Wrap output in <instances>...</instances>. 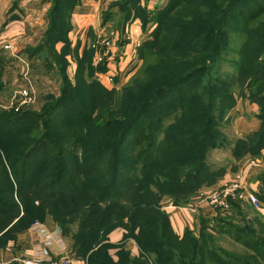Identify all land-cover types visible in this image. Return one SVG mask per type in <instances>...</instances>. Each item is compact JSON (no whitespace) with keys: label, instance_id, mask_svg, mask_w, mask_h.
<instances>
[{"label":"trees","instance_id":"trees-1","mask_svg":"<svg viewBox=\"0 0 264 264\" xmlns=\"http://www.w3.org/2000/svg\"><path fill=\"white\" fill-rule=\"evenodd\" d=\"M64 1H67L66 5L63 4L62 0H53L52 10L50 9L51 13H49L48 43L61 41L60 39L66 43L69 42L67 36L71 29V14L81 0ZM130 1L120 0V3L123 4V10L128 11L129 16L132 15L133 17L135 12L132 13L133 9L129 7V4L133 3L134 8L138 2L137 0ZM186 1L168 0L164 7L156 9L153 15L149 16L150 20L155 23V29L149 37L142 41L137 50L141 60H145V62L148 60L146 52L151 53L160 44L169 20ZM240 2L241 0H227L220 12L222 13L220 24L227 26L230 22L239 20L245 26L252 22H259L261 18H264V1L252 0L253 7L246 10L239 9L235 12L234 9ZM109 14L110 11L104 14L103 24L109 22L107 18ZM256 36L261 37L258 46L263 49L262 53H264V36L261 33ZM95 53L96 50L93 47H85L83 55L78 59L79 76L93 78L94 75L97 77L98 73L107 70L106 60L94 65ZM258 58L257 55L253 57L256 62H258ZM262 60L264 61V58ZM258 63L263 64L264 62ZM156 65H147L146 70L143 69L140 72H143L141 74L143 78L147 77ZM259 68L264 70L263 65ZM59 72L63 80L60 97H52L40 111H24L23 108L15 111L12 108L0 115V233L15 218L18 220L12 227L13 230L31 227L35 219L29 221L30 215H37L43 220L47 215H51L60 225L64 234H72L77 254L83 257L88 256L91 264H259L260 262L264 264V219L256 214L255 223L246 221L244 209L236 200H231V208L236 212L234 218H213L216 225H213L212 229L219 235L228 236L244 246L247 250L241 254L250 255L251 253V255L255 254V257L237 256L238 254L233 253V251L214 245L212 239L216 238L211 233L196 237L193 231H187L182 236L174 231L168 213L160 203L162 197L160 191L162 193L175 192V188L170 185V183L176 182L175 176L157 170L159 167L156 166L162 163L163 167L167 165V168H170V165H183V163L178 162L180 155L175 156V154L170 155L172 157L168 158L167 161L154 158L152 149L155 142L148 128V120H141L139 115L137 116L146 110L147 99L143 98L150 97V92L146 96L138 95L136 97L137 105L134 110L132 109L133 112L136 111V117L131 119L126 126L128 130L131 129L133 132V140L127 147V155L133 161L134 178L139 179L138 174L140 172L144 173V171L152 169L149 174V183H144V188L140 192L135 191L132 200H124L123 197H120L125 192L123 190L113 201L110 199L109 193L104 191L105 189L103 191L90 190L89 181L85 175L83 151L88 147V143L96 145V147L91 148L94 150V153H91L92 158L102 160L109 154V150L115 142L105 140L109 135L86 141L87 125L85 119L92 114L93 105L87 102L82 112L81 105L71 102L69 98L73 91L70 90L73 88L74 82L69 79L61 67ZM94 81L96 83L95 78L85 81V88L88 92L110 95L107 90L97 91V88L94 87ZM98 82L100 83L99 80ZM182 82L181 80L173 83V85L168 83L158 86L151 93L150 103L154 98L175 97L184 86ZM233 83H236L234 77L232 78ZM53 100L56 101L51 105ZM258 101H260L262 108L260 111L262 126L259 130L246 134L238 140V142L247 143L246 146L249 151L245 152L254 157L264 156V97H259ZM50 105L49 112L51 115L55 114V117L49 120L47 132H43L41 119L45 108ZM74 105L77 106L76 113L69 117L68 114L75 108ZM203 113L205 114V111L201 110L200 113L188 116L189 121L192 122L188 126L192 128L194 126L192 124L201 118ZM184 115V120H188L186 112ZM149 120L151 124L154 123L152 118L149 117ZM177 120L179 119L177 118ZM184 125L183 122L179 124L180 127ZM88 129L94 131L93 127ZM127 129L125 130L127 131ZM203 129L202 127L199 130L192 129L191 133H181L174 129L172 140L176 142L193 140L192 147L194 148L201 143L195 142V139ZM99 130L107 131V134H110L116 129L115 127H103ZM126 131H124L125 134ZM218 133L220 134L219 146H221L225 143L223 141H226V137L220 131ZM168 134L170 136L169 132ZM120 139L124 143L125 139ZM100 142L103 144H98ZM210 148L211 146L208 147V150ZM189 153L192 155L193 151L191 150ZM234 154L235 158H241L239 157L241 152L235 150ZM198 156L197 153H194L187 160H191L190 163L194 162ZM228 164L220 166L215 171L212 170L214 177H222ZM115 167L116 164H114V170ZM209 168V162L203 158L190 176L199 175L203 171H210ZM33 174L37 180L33 179ZM190 178L183 175L178 180L184 179L187 183L192 180ZM259 179L262 183L259 196L264 200V172L259 175ZM61 181H64L65 185H60ZM152 185L157 187L156 191L150 188ZM132 186L134 185H130V189ZM65 188L66 190H64ZM187 201L180 203L177 200L173 204H188ZM80 214H82L83 221L81 225L75 228L72 226L74 216ZM43 220L40 221L43 222ZM206 222H208L207 217L201 219V224ZM119 227L125 229L124 238L131 237L136 240L141 251L138 256H132L121 249L117 252L118 258L114 259L109 252L111 246L107 242L109 234ZM246 257H250V260Z\"/></svg>","mask_w":264,"mask_h":264},{"label":"rangeland","instance_id":"rangeland-1","mask_svg":"<svg viewBox=\"0 0 264 264\" xmlns=\"http://www.w3.org/2000/svg\"><path fill=\"white\" fill-rule=\"evenodd\" d=\"M62 1L64 5L67 4V1ZM131 1L134 2L135 0ZM147 1L149 0H137L138 3L134 5V8L132 6L133 3L129 4V7H132V13L133 11L135 12L133 17L140 19L143 28L148 26L150 31L147 37H149L155 29V23L150 20L149 16L153 15L158 6L149 9ZM160 1L158 0L159 3ZM226 2L227 0H187L169 20L160 44L151 53L146 52L148 60L145 62L138 56L141 63L136 65L128 80L119 85L110 86L106 85L98 74L97 77L96 75L93 76L96 79L94 87L97 88V91L107 90L110 92L108 96H105V93L100 95L88 92L85 88V81L93 78L79 76L78 68H76L73 81L71 80L74 82V86L70 91L73 92L70 94L69 99L71 102L81 105V110L85 108L87 102L93 105L94 108L92 114L85 119L87 125L86 141L109 135L105 140L115 142L109 150V154L102 160H97L95 157L92 158L93 155L91 153H94V150L91 148L96 147V145L88 143V147L83 151L85 175L89 181L90 190L103 191L105 189L104 191L109 193L112 201L123 190L125 192L120 197H123L122 199L124 200H132L133 193L135 191L140 192L144 188L143 184L149 183V174L152 169H148L144 173L140 172L138 174L139 179L134 178L133 161L127 155V147L133 140V132L131 129L128 130L126 128L130 120L136 117V111H132L137 105L136 97L138 95L146 96L148 92H150V97L143 98L147 99L146 110L141 112V114H137V116L139 115L141 120H148V128L155 142L152 149L154 158L167 161L174 154L175 156L180 155V157H183L178 159V162L183 163V165H170V168H167V165L163 167L161 163L156 166L159 167L157 168L159 171L173 174L176 181L174 184L170 183L175 188V192L162 193L160 191L162 195L160 203H162L163 207H167L169 204L177 202V200L180 203L185 200H188L187 202L195 201L201 192L216 189L214 185L219 181V178L214 177L212 170L215 171L227 163L233 166L236 164L235 167H237L239 161L249 156L250 160L258 158L247 154L245 152L249 151L246 146L247 143L238 142V140L246 134L259 130L262 126L260 118L262 108L258 98L264 97V70L259 68L262 65L264 66V63L259 64L258 62H264L262 60L264 53H262L263 49L258 46L261 37L256 35L261 33L264 36V18H261L259 22H252L245 26L239 20L230 22L227 26L220 24L222 14L220 12ZM120 4V0H112L111 2V7L109 8L111 10L107 18L112 25L107 29V34L112 31L120 34L125 30V23L132 19L135 20L132 15L129 16L128 11L123 10V4L121 6ZM52 5L48 10V14L51 13ZM251 7H253L252 0H241L234 10L237 12L239 9L246 10ZM146 18L147 20H145ZM101 38L102 36L97 41L95 39L89 46L95 50L103 49L104 45L100 43ZM60 40L63 41L64 46L60 52H55L56 63L59 66L58 69L61 67L66 73L67 66L70 63L66 61L65 53L70 47L64 40ZM56 43L57 41L48 43L49 48L54 51ZM75 54L73 53V58L76 60ZM256 55L259 57L257 59L258 62L253 59ZM255 62L256 64H254ZM149 64L157 65L147 77L143 78V75H141L143 72H140L143 69L146 70V66ZM233 77L236 83L232 84ZM181 80L184 86L182 90L177 92L175 97L154 98L150 103L151 93L158 86L168 83L173 85V83ZM59 95L60 91L57 96L60 97ZM55 101L53 100L51 105ZM51 105L45 108L43 112V118L41 119V130L43 132H47L49 120L55 117V114L51 115L49 112ZM76 107L69 112V117L76 113ZM200 109L205 111V114L203 113L201 118L195 120L194 124H192L194 126L190 128L188 125L192 122L189 121L190 118L188 116L200 113ZM185 112L188 120H184ZM149 117L153 119V124L150 123ZM180 122L185 123V125L180 127ZM90 127H93L94 131L88 129ZM103 127H115L116 130L107 134V131L99 130ZM201 127L204 129L196 136L195 142H201L202 144L200 143L194 148L192 147L194 144L193 140L190 142L172 140L174 129L179 130L181 133H191L192 129L199 130ZM124 131H126V134ZM218 131L226 137V141H223L225 143L221 146H219L220 134ZM58 133L60 134V132ZM120 138L125 139L124 143L121 142ZM217 142L219 143L216 144ZM98 144L101 145L103 142ZM210 146L211 148L208 150ZM191 150L193 151L192 155L189 153ZM235 150L241 152L239 156L241 158H235ZM194 153L199 155L198 159L190 163L191 160L187 159L193 156ZM203 158H206L209 162L210 171H203L199 175L191 177L190 174L195 171L193 169H196ZM114 160H116V163H114ZM114 164H116L115 170ZM35 175L37 174L35 173ZM35 175L33 174V179L37 180L34 177ZM183 175L187 178L191 177L190 179L192 180L187 183H185L184 179L178 180ZM132 184L134 186L130 189ZM60 185H65V182L61 181ZM150 188L157 190L155 185ZM61 195L64 196L63 194ZM237 202L244 209L246 221L255 223L256 208L246 204V202ZM35 206L37 207V205ZM211 208L215 210V214L207 217L208 222L200 224L199 227L191 230L194 235L200 237L201 234L211 233L216 238L212 239L214 245L233 251V253L238 254L237 256L255 257V254L251 255V253L250 255L241 254V252L247 250L244 246H241L228 236L219 235L212 229L213 225H216V221L213 218H234L236 212L231 207L226 211L219 207ZM260 216L261 219H264V216ZM74 218L75 222L73 221L72 226L76 228L81 225L83 217L80 214L74 216ZM34 219L35 222L43 220L37 215L28 217L29 221ZM52 219L54 220L53 217ZM54 221L57 223L56 220ZM58 230L61 231L60 229ZM250 257L246 258L250 260Z\"/></svg>","mask_w":264,"mask_h":264},{"label":"crops","instance_id":"crops-1","mask_svg":"<svg viewBox=\"0 0 264 264\" xmlns=\"http://www.w3.org/2000/svg\"><path fill=\"white\" fill-rule=\"evenodd\" d=\"M167 1L161 0L159 3L158 0H149L147 5L149 9L156 6L162 8ZM111 2L112 0H81L74 7L70 19L71 30L67 36L70 48L65 53L66 61L70 63L66 69L70 80L73 81L78 68V57L83 55L85 47L95 39L97 41L112 25L110 20L103 24L104 14L111 10ZM51 5L52 0H0V115L12 109L23 89H27L31 95V102L23 107L24 111H40L47 101L59 94L63 80L55 52H60L64 43L58 41L54 51L49 48L47 31L48 10ZM133 18V22L128 21L125 25L130 28L131 40L122 37L110 49L107 71L114 75L115 82L109 84L105 81L106 77L102 78L106 85L124 83L136 65L141 63L139 59L132 57V49L138 41H143L148 36L150 29L148 26L143 28L139 18ZM73 53H76V60ZM258 158L261 160L259 164H250L249 156L239 161L237 167L236 164L234 167L227 165L223 176L214 187L217 188L223 182L231 181L236 174H240L245 188L255 193L261 201V208L255 209L256 213L264 216V200L259 196L262 189L259 175L264 172V156ZM189 202L164 207L174 231L180 236L199 227L201 219L215 214V210L209 206L199 205L195 201ZM17 220L18 218H15L0 233V264H19V259L32 255L36 247V234L30 226L13 230ZM43 222L51 229L58 228L62 231L67 244L64 254L72 257L75 264H91L88 256L77 254L72 234H64L60 225L50 215H47ZM124 235L125 229L121 227L109 234L107 242L111 245L109 252L114 259L118 258L117 252L121 249L132 256H138L141 252L136 240L131 237L124 238Z\"/></svg>","mask_w":264,"mask_h":264},{"label":"built area","instance_id":"built-area-1","mask_svg":"<svg viewBox=\"0 0 264 264\" xmlns=\"http://www.w3.org/2000/svg\"><path fill=\"white\" fill-rule=\"evenodd\" d=\"M100 43L104 45L103 49L96 50L94 57V65L99 64L107 60L110 57V49L116 44L122 37L130 38V30L126 26L124 32L117 34L110 32L107 34L105 30L101 35ZM141 41L135 45L132 49V57L138 59V46ZM108 70V67H107ZM98 73L101 79H105L109 84H114L115 79L112 73L108 71ZM106 84V83H105ZM31 102V95L27 89L21 91L20 96L17 98V102L12 108L15 111H19L23 106ZM261 160L259 158L251 159L250 164H259ZM231 200L248 202L256 209L261 208V201L258 196L248 191L243 183V178L240 174H237L231 181L222 183L218 188L214 190H206L199 194L195 202L199 205H205L209 207H219L223 211L228 210L231 207ZM197 205V204H196ZM32 230L36 234V247L32 255L19 259V264H75L74 260L70 256H66V240L62 236L61 231L58 229H51L45 223L36 221L32 225Z\"/></svg>","mask_w":264,"mask_h":264}]
</instances>
